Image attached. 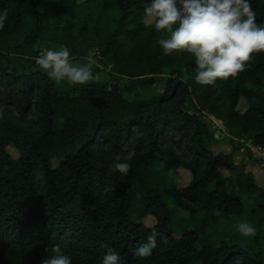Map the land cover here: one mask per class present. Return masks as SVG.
Here are the masks:
<instances>
[{
    "label": "trees",
    "instance_id": "1",
    "mask_svg": "<svg viewBox=\"0 0 264 264\" xmlns=\"http://www.w3.org/2000/svg\"><path fill=\"white\" fill-rule=\"evenodd\" d=\"M250 2L262 27L264 0ZM149 3L52 0L43 9L37 0H0L9 10L0 30V264H41L55 245L72 264H101L105 245L119 264H264V186L246 170L237 180L255 205L230 187L218 165L233 175V156L213 152L220 138L204 117L222 121L231 144L264 148V53L236 77L196 84L191 53L162 54L163 32L144 20ZM40 41L76 57L97 50L109 78L59 90L36 58L19 63L21 54L40 55ZM175 135L191 160L176 150ZM241 149L251 154L246 143ZM116 156L131 163L127 176L108 168ZM180 168L192 172L190 184L169 187ZM246 212L257 228L252 246L220 231L222 218L241 222ZM148 217L153 226L142 222ZM153 230L152 255L136 257Z\"/></svg>",
    "mask_w": 264,
    "mask_h": 264
},
{
    "label": "clouds",
    "instance_id": "2",
    "mask_svg": "<svg viewBox=\"0 0 264 264\" xmlns=\"http://www.w3.org/2000/svg\"><path fill=\"white\" fill-rule=\"evenodd\" d=\"M8 19L9 10L0 9V30ZM144 20L155 31L169 33L168 38L159 40L163 55L184 51L194 56V81L199 85H214L217 79L236 77L253 54L264 53V27L257 24L250 0H150L144 9ZM70 55L65 46L48 48L41 51L35 63L57 84L66 80L75 86L100 80L93 75L91 59L85 64H74ZM130 170L131 163L115 157L112 171L127 176ZM236 229L245 238L254 237L257 232L247 221L239 222ZM159 235L153 230L135 249V256H151ZM104 247L101 264H119V252ZM49 253L41 264H72V258L58 245L52 246Z\"/></svg>",
    "mask_w": 264,
    "mask_h": 264
},
{
    "label": "rangeland",
    "instance_id": "3",
    "mask_svg": "<svg viewBox=\"0 0 264 264\" xmlns=\"http://www.w3.org/2000/svg\"><path fill=\"white\" fill-rule=\"evenodd\" d=\"M37 1L41 2L43 9L49 8V4L52 2V0H37ZM83 1L84 0H79V2H83ZM262 27H264V25ZM168 36H169V33L163 32L162 38H168ZM60 46L61 45H57L55 43H51L48 41L47 42L40 41L36 45V47H34V48L36 50H39L41 53V51L46 50L48 48L57 49ZM62 46H65V45L62 44ZM21 55H22V57L19 60L20 64L24 63L27 60V58H34V59L36 58L34 56H31L30 54L29 55L21 54ZM89 59H91L93 61V67H92L93 75L100 77L99 81L94 80L92 82L102 83V82L106 81L109 78L110 74H109L107 69L106 70L103 69V66L100 65V63H99L100 57H99V53H97V50L96 51L91 50L87 55L80 56V57L70 55V62H72L74 64H85L89 61ZM97 66H100L102 69L100 68V70H96L95 67H97ZM165 80H166V77H164L163 80L161 81V83L157 85L158 90H163ZM69 85L70 84L66 80L62 81L58 84V89L63 90ZM246 106H247V101L244 98H242L239 105H238V110L243 112L245 110ZM204 117H205V120L211 125V130H213L216 133V136L220 138V141L222 143V145L220 146V150H224V151L231 150L235 156V157H233V160H234V163L236 165V168L232 169L234 172L233 175H232V172L230 170L229 164L226 163L225 166L221 165L222 172L228 177L232 176L231 177L232 180L229 182L230 187H232L234 189V191H236V193H239L242 196V198L244 199V201L247 205H250V204L255 205L256 197L255 196L252 197L249 193H247V191L244 188H241V184H239L237 182V180H238V178H240V180H241V177H240L241 174L245 170H247L246 167L244 168V166H242L241 164H247L248 167L253 164V165L259 166V169L264 168V164L261 162L259 163L258 161H257V163H258L257 164L253 160V158H255L254 152L251 151V154H248L244 151V149L243 150L241 149L245 143L248 147L251 148L252 145L250 142H248V141L245 142L246 140L245 141L244 140H237V141H235V143L231 144L230 140L228 138H226V134L223 133L224 131L226 132V127H225L224 123L222 121L218 120L217 118L211 116V115H206ZM27 119H29V120L32 119V116L30 114L27 115ZM59 124H60L59 126H61L62 120H59ZM174 142L176 145L175 146L176 150L179 152V154L182 155L185 158V160H188V161L191 160V158L189 156H187V154H185V149H186L185 140L180 138L179 135H175L174 136ZM103 148H106V147L103 146ZM8 150L13 157L18 158L20 156L19 151L13 146L9 147ZM133 151H134L133 149L128 151L129 156H131L133 154ZM60 158L63 159L64 156H61ZM244 162H246V163H244ZM58 163H59V160L55 159L54 165L57 166ZM220 163H223V162H220ZM113 165H114L113 162L110 163L108 168L110 170H112ZM155 165L158 168H161L160 163L156 162ZM255 177L258 180V183L257 182L256 183L260 184V186H264V178H261L262 176L260 174L257 175L256 172H254V178ZM39 178L40 179L43 178V175L41 172L39 173ZM192 178H193V174L190 170H188L186 168H180L176 173H174V172L170 173V177L168 179V185H169V187L176 185L177 187L183 188V187L190 184ZM107 189H108V187L106 188V190ZM180 214L184 215V216H188L189 212L181 211ZM205 214H206V212L203 210H199L197 213V215L200 218L204 217ZM248 216H249V212H246L242 221L249 222V219L247 218ZM142 222L146 226H153L155 224L156 220L152 217H148L146 219H143ZM238 223H239V221H234V220L222 218L220 231L223 234V236H225L226 238H234L239 244H242L244 246L254 245L255 242L253 239L255 236L254 237H248V238L241 236L236 229V225Z\"/></svg>",
    "mask_w": 264,
    "mask_h": 264
},
{
    "label": "crops",
    "instance_id": "4",
    "mask_svg": "<svg viewBox=\"0 0 264 264\" xmlns=\"http://www.w3.org/2000/svg\"><path fill=\"white\" fill-rule=\"evenodd\" d=\"M222 145V143H221V141H219L218 143H216L214 146H213V152L215 153V154H218V153H220V152H224L225 154H232V156L233 157H235L234 156V154H233V152L231 151V150H228V151H224V150H220V146ZM235 159V158H234ZM253 160L257 163V161L260 163V160L259 159H257V158H253ZM223 163H220L219 165H218V168H219V170L222 172V168H221V165H223V166H225L226 165V162L225 161H222ZM244 163H246V162H244ZM258 164V163H257ZM263 165V164H262ZM245 166H246V172H248V173H252L253 174V177H254V172H256V174L258 175V174H260L262 177L261 178H264V168H260L259 169V166H256V165H250L249 167L247 166V164H245ZM223 173V172H222ZM224 174V173H223ZM224 176H226L225 174H224ZM255 180H256V182L258 183V180H257V178L255 177L254 178ZM258 185H260V184H258Z\"/></svg>",
    "mask_w": 264,
    "mask_h": 264
},
{
    "label": "built area",
    "instance_id": "5",
    "mask_svg": "<svg viewBox=\"0 0 264 264\" xmlns=\"http://www.w3.org/2000/svg\"><path fill=\"white\" fill-rule=\"evenodd\" d=\"M251 149L255 153V157L264 164V148L251 146Z\"/></svg>",
    "mask_w": 264,
    "mask_h": 264
}]
</instances>
